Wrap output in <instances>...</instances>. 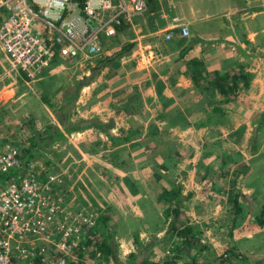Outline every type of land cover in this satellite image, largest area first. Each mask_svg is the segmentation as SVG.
Instances as JSON below:
<instances>
[{
	"label": "rangeland",
	"instance_id": "1",
	"mask_svg": "<svg viewBox=\"0 0 264 264\" xmlns=\"http://www.w3.org/2000/svg\"><path fill=\"white\" fill-rule=\"evenodd\" d=\"M182 27L176 24L169 40L164 30L148 33L140 47L134 25L125 27L102 37V50L92 58L56 59L33 81L13 76L12 85L0 83L1 143L20 149L48 124L62 130L60 117L67 112L71 122L103 123L94 132H65L63 138L39 142L33 159L34 170L60 178L62 224L69 218L78 227L75 244L61 252L64 264L160 263L178 254L176 230L184 225L207 248H184L178 264H253L243 253L251 241L235 240L234 230L245 221L244 231L250 232L249 222L256 224L258 216L246 219L234 197L237 183L251 170L247 162L264 159V87H246L251 74L222 53L225 70L218 73L230 77L223 87L214 86L213 71L195 57L186 62L184 78L168 76L171 83L162 82L156 96L146 95L144 82L150 81L154 60L175 49L181 56L188 53L193 39L189 32L182 35ZM0 61L4 64L2 56ZM77 80L83 83L76 93L68 87ZM71 93L72 104L59 111ZM155 98L162 99L161 109L145 105ZM164 99L170 101L168 110ZM151 114L163 121L147 120ZM113 128L117 136L107 137ZM192 176L212 195L195 200L181 183ZM176 197L182 198L175 216ZM109 240L117 258L106 261L97 249ZM46 250L51 253L46 264H57L54 248Z\"/></svg>",
	"mask_w": 264,
	"mask_h": 264
},
{
	"label": "built area",
	"instance_id": "2",
	"mask_svg": "<svg viewBox=\"0 0 264 264\" xmlns=\"http://www.w3.org/2000/svg\"><path fill=\"white\" fill-rule=\"evenodd\" d=\"M147 9V0H0V49L10 68L33 80L56 59H89L102 37ZM182 35L188 34L182 27ZM165 34V39L171 38ZM1 138V137H0ZM19 148L0 142V264H64L61 252L75 244L78 227L66 220L58 175L24 165Z\"/></svg>",
	"mask_w": 264,
	"mask_h": 264
},
{
	"label": "crops",
	"instance_id": "3",
	"mask_svg": "<svg viewBox=\"0 0 264 264\" xmlns=\"http://www.w3.org/2000/svg\"><path fill=\"white\" fill-rule=\"evenodd\" d=\"M176 24L187 27L193 39L192 45L186 55L181 56L180 51L178 53V49H175L154 60L148 70L150 81L144 82L145 92L147 89L150 92L146 95L156 96L162 82H169L166 80L168 76L178 77L180 75L184 78L186 62L191 58L201 59L213 72H223L225 68L222 53L227 57H232L234 62H239L238 66L244 65L246 71L251 74V77L245 81L246 87L254 88L256 85L264 87V0H147L146 11L133 17L130 24L122 25L119 30L134 25L137 31L135 39L138 40L137 45L140 47V44L144 43L141 41H144L149 34L153 35V32L158 34L164 30L165 37L167 31L172 30ZM181 47L175 45V48ZM0 54L4 61V64L0 61V83L12 85L13 76L25 79L22 73L10 68L1 49ZM213 54H217V58L211 59ZM19 85L25 86V84ZM159 100L162 99H147L145 105L149 102V105L161 109L162 105ZM163 101L166 110L170 109L171 106L167 104L170 103L169 99ZM158 103L160 106H157ZM160 115L166 120L163 112ZM149 119L155 123L163 121L153 114L147 118ZM82 131L88 133L95 130L93 127H88ZM117 132L118 128H113L109 133L117 136ZM261 135L264 139V126ZM262 148L264 152V142ZM247 164H251V170L246 173L245 179L237 183L239 189L235 194H238L237 201L243 207V216L245 218L246 216L247 218L258 217L253 218L256 224L247 221L252 224L250 225L252 230L248 233L244 231L246 222L242 221V225L235 228L234 237L235 240L239 237L250 240L251 246L243 252L244 255H247V260L252 261L253 264H264V215L263 217L259 215L261 211L264 212V159L258 161L256 165L254 161L247 162ZM181 183L195 200L212 195L210 192L207 193L206 188L202 187L201 182L194 176L187 177ZM233 214L234 220L237 213Z\"/></svg>",
	"mask_w": 264,
	"mask_h": 264
},
{
	"label": "trees",
	"instance_id": "4",
	"mask_svg": "<svg viewBox=\"0 0 264 264\" xmlns=\"http://www.w3.org/2000/svg\"><path fill=\"white\" fill-rule=\"evenodd\" d=\"M74 1L79 6H81V7L83 6L84 0H74ZM211 75L215 77L214 82H216V80H217V82L214 86H216L218 88L223 87L222 85L225 84L224 81L227 78H230L228 75L219 74L218 72H213V74H211ZM82 83L83 82L80 80L74 81L72 83V85H70L68 87V89H70L71 91H73V89H75V92L77 93V90H79L81 88ZM69 97L71 98L70 100L63 99V101H65V104L61 105L59 107V111H62V110L64 111L67 106L69 107V105L72 104V101L75 98V95H73L71 93V95H69ZM70 115H71V113L67 112L62 117H60V119H61L60 122H61L62 127H63L62 130L54 124H48L44 127L41 134H39L38 136H35L36 138H34V137L31 138V141L29 144L24 145L20 148V150H19L20 158L23 161L24 165H27V164L34 161L33 159L36 157V154L40 148L38 145L39 142L40 143H48L49 141L52 142V141H55L56 139L63 138L65 132L70 133L73 131H82L88 127H95V128L98 126L102 127V124H103L100 121L95 120L97 122V124H94L91 126L90 123L92 122V119L91 120L90 119L89 120L80 119L77 123L71 122L70 121V117H71ZM102 130H104V128ZM41 135H43V136H41ZM106 135L109 138H113V135L111 133L107 132ZM176 194H180V189L179 190L177 189ZM189 195H190V193H188L187 196H189ZM181 198L176 197V199H175L176 206L172 209V213L175 216L178 215V208H179V203L181 202ZM234 205L235 206L238 205L237 195L234 197ZM171 224L172 225L168 228V230L173 228V223H171ZM176 236L181 239L179 248L177 250V252H178L177 255H175L174 257H166L160 263H157L154 261H150V262L143 261L140 264H178L176 261L177 260L176 258L180 257V253L182 252V250L184 248H187V249L193 248V249H196L197 251H202V250L207 248L206 245H204L201 242V239L195 233L192 232V229L190 226L184 225L182 227H178V229L176 230ZM97 250L104 253L103 258L106 261H109L110 259L116 260V258H117V256H116V244L114 247V245L112 244V242L110 240L108 243H106L105 241L100 243ZM129 256L133 257L134 253H130ZM79 264H83V263H79Z\"/></svg>",
	"mask_w": 264,
	"mask_h": 264
}]
</instances>
